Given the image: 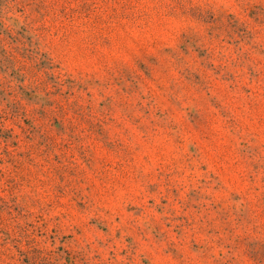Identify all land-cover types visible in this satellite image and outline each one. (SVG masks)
Wrapping results in <instances>:
<instances>
[{
  "label": "rangeland",
  "instance_id": "374dc122",
  "mask_svg": "<svg viewBox=\"0 0 264 264\" xmlns=\"http://www.w3.org/2000/svg\"><path fill=\"white\" fill-rule=\"evenodd\" d=\"M0 264H264V0H0Z\"/></svg>",
  "mask_w": 264,
  "mask_h": 264
}]
</instances>
